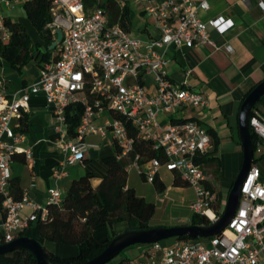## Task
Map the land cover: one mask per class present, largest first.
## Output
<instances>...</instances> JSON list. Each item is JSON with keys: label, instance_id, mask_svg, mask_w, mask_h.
I'll return each instance as SVG.
<instances>
[{"label": "built area", "instance_id": "1", "mask_svg": "<svg viewBox=\"0 0 264 264\" xmlns=\"http://www.w3.org/2000/svg\"><path fill=\"white\" fill-rule=\"evenodd\" d=\"M2 1L11 5L17 0ZM135 1L150 20L146 37L112 22L103 7L88 11L84 0H52L50 26L55 39L57 29L63 32L57 59L43 62L35 81L13 91L0 81V244L19 237L32 222L45 219L48 203L61 204L64 199L65 192L58 186L48 189L43 205L26 193L17 199L11 188L13 154L32 156L22 146L26 131L20 129V119L29 111L32 96L40 93L52 112L54 144L64 154L52 170L56 181L68 176V165L83 162L91 148L100 147L87 140L89 135H100L116 145V157L127 170L135 166L149 182L159 178L162 168L179 174L195 190L191 213L206 216L210 224L221 217L210 176L198 162L213 149L214 138L197 120L177 118L188 108L208 106L209 98L187 81L177 82L170 76L168 52L215 45L210 29L224 33L234 21L225 16L203 20L198 11L209 8L207 0L198 4L194 0ZM10 35L0 10V38L8 41ZM253 111L250 126L260 145L264 143V108ZM72 116H79L75 134L69 130ZM138 141L161 150L165 160L155 156L142 162L144 155L135 145ZM166 198L167 193L159 191L158 199ZM26 208L31 211L25 213ZM128 264H264V179L259 166L253 163L236 213L222 232L207 238L143 244L140 255Z\"/></svg>", "mask_w": 264, "mask_h": 264}, {"label": "crops", "instance_id": "2", "mask_svg": "<svg viewBox=\"0 0 264 264\" xmlns=\"http://www.w3.org/2000/svg\"><path fill=\"white\" fill-rule=\"evenodd\" d=\"M24 1L17 0L16 2L21 3L22 6ZM119 1L128 3L130 6L132 26L138 28L137 31H132L138 36L146 37L148 35V28H146L148 22L142 8L138 6L135 0ZM194 1L198 4L202 0ZM207 1L209 8H199L198 11L203 20L225 16L232 19L234 25L224 33L215 28L210 29V37L215 45L200 44L193 48H172L168 52L170 57L168 71L175 81H187L194 89L209 98L208 106L188 108L183 116L177 118H194L207 128H213L217 132L220 139L218 156L221 160L222 191L227 194L241 169L243 161V146L239 135L240 106L252 87L264 80V8L261 6V1L264 2V0ZM12 4L7 5L0 0L1 13L24 23L33 40L38 41L39 37L35 28L23 15L14 14L15 8H12ZM40 57L39 54L37 60L34 59L35 61L32 60L25 66L26 72L33 62L39 67L32 71L31 76L16 72L0 58V65L5 63L7 68L15 73L7 77L0 71V76L3 79L12 82L11 86H8L9 91L33 82L39 77L42 65H38L37 61ZM187 71L190 73L188 74ZM27 114L29 127L26 130V141L22 143V146L29 148L32 156L29 159L26 158L25 162L18 157L13 159L11 163L12 177H19L24 193L28 194L35 202L43 205L47 203L48 189L51 186H58L66 192L74 178L88 171L97 174V177L92 180L94 186L101 181L107 173V166L103 162V158L115 154V152H111L112 143L108 139L101 137L103 145L99 143V148H91L87 152L85 160L78 162L81 163L80 166L77 163L71 164L72 166L68 169V176L56 181L52 177V170L64 158V154L54 144L56 138L54 120L44 94L32 96ZM97 136L89 135L87 140L98 143L95 140ZM256 154L259 159L255 164L261 169L264 179V143L261 142L260 145H257ZM96 161H101L103 166L97 165ZM130 169H136L141 174L135 166L130 167L127 171L129 172ZM159 179L163 181L161 172ZM128 185L131 186L129 178ZM174 187L180 190L183 188L182 186ZM169 188L166 186L164 192L167 193ZM157 193L158 197L159 190ZM161 202L166 203L164 209L168 207L166 200ZM30 211V208H26L25 213ZM183 212L186 214L182 218L170 217L168 226L189 222L192 215L191 208L188 212L187 210H183ZM2 218L3 209L0 205V221ZM32 229L33 236L44 245L46 244L47 249L64 256L73 255L77 252L76 247L68 248L63 244L60 246L59 243H49L48 240L39 235L35 226ZM100 233L99 238L106 235L103 231Z\"/></svg>", "mask_w": 264, "mask_h": 264}, {"label": "trees", "instance_id": "3", "mask_svg": "<svg viewBox=\"0 0 264 264\" xmlns=\"http://www.w3.org/2000/svg\"><path fill=\"white\" fill-rule=\"evenodd\" d=\"M84 4L88 11L98 7L105 8L112 22L120 23L129 31H132L131 11L128 3H122L119 0H84ZM22 7L25 13L24 17L30 21L37 31L39 40H33L24 23L8 16H4V21L11 31L10 38L8 41H3L0 38V58L20 74L24 72L25 66L32 60H37L39 54L41 57L37 61L38 65H42L45 61L57 59L59 55L58 47H50L55 40L53 28L50 26L54 18L51 11L52 0H25ZM0 81L4 82L7 87L12 84L11 81L3 79L1 76ZM255 108H264V95L256 102ZM69 113L70 111L68 110ZM78 123L79 116L69 118V130L71 133L75 134V128ZM28 127L29 120L26 113L20 119V129L26 131ZM207 129L214 138V146L212 150L201 155L198 158V162L202 164L206 174L210 176L209 185L217 193L215 208L218 212L220 211V214H223L224 201L228 193L224 194L221 191L222 189L215 185V180L221 182V160L218 156L220 139L213 128ZM250 133L252 145L254 151H256L259 137L251 126ZM135 145L136 150L144 155L142 162L148 161L155 156H158L162 161L165 160L163 152L161 150H153L151 143L138 141ZM18 157L21 161H26L23 152H15L13 154V159ZM257 159H259V156L255 158L254 163H256ZM103 162L107 166V173L96 186L92 183V180L97 177V174L93 171L85 172L74 178L65 192L63 202L61 204L48 203L47 217L32 222L31 226L19 235L34 237L32 227L35 226L43 239L77 246L75 254L64 256L47 249L38 239L53 264L83 263L102 252L117 235L129 230H147L155 227L150 222L156 212V204L148 201L144 196L138 194L134 187L128 185V171L125 162L118 160L116 154L104 157ZM173 177V185H188L179 174H174ZM155 183L159 191L166 189L165 183L159 178L156 179ZM11 188L17 199L23 196L24 192L20 185L19 177L11 178ZM0 205L2 206L1 198ZM122 223L125 225L124 229L117 231L116 225ZM188 224L208 225L210 221L204 215L193 213L189 222L179 225ZM101 229L106 232V235L99 238L96 233ZM176 238L189 239L190 237L177 236ZM129 261L128 257H124L116 264H128ZM0 264L39 263L30 250L17 248L0 254Z\"/></svg>", "mask_w": 264, "mask_h": 264}, {"label": "water", "instance_id": "4", "mask_svg": "<svg viewBox=\"0 0 264 264\" xmlns=\"http://www.w3.org/2000/svg\"><path fill=\"white\" fill-rule=\"evenodd\" d=\"M57 37L50 46L57 48L63 38L62 29H57ZM264 95V80L260 81L246 96L240 106L239 135L243 146V161L241 169L234 180L221 217L208 225L188 224L174 226H157L147 230H129L114 237L107 247L92 259L79 264H107L124 249L134 244H148L162 241L169 237L188 236L190 238H207L222 232L234 217L240 203L241 188L249 173L254 160L255 151L250 133V117L255 104ZM17 248L30 250L39 264H53L45 252L41 242L29 235L19 236L9 242L0 244V254L13 251Z\"/></svg>", "mask_w": 264, "mask_h": 264}, {"label": "rangeland", "instance_id": "5", "mask_svg": "<svg viewBox=\"0 0 264 264\" xmlns=\"http://www.w3.org/2000/svg\"><path fill=\"white\" fill-rule=\"evenodd\" d=\"M12 6H13L12 8H15L14 14H19V15H23V16L25 15L23 7L21 6V3L15 2L12 4ZM149 21H148V23H150ZM132 30L137 31L138 30L137 26H134V28L132 26ZM28 68H29V70L27 72L24 70V72L22 73V74L25 73V76H27V75L31 76L33 74L32 71L38 69L39 67L35 64V62H33V63H31V65H29ZM0 71L2 72L3 75H5L7 77L15 74L13 71H11L10 69L7 68V65L5 63L0 65ZM160 117H162V115ZM110 137H112L111 134H110ZM95 140H97L98 143L103 145V142H102L100 135H98L97 139H95ZM110 148H111V152H115V153L117 152L116 145L112 144V146H110ZM255 158H258L257 154L255 155ZM95 163L97 165L103 166V163L101 161H96ZM77 164L80 166L81 163H77ZM71 166L72 165H68L67 168L69 169ZM160 172L163 176V181L165 182L166 186L170 187L169 191H167V198L165 199L167 201L168 207L165 209H164V206L166 203L161 202L157 197L158 189L156 187V183L155 182H149V181L145 180L144 177L136 169H130L128 172L129 182H130L131 186L136 189L137 193L144 196L148 201H152L156 204V213L150 222L151 225H153L155 227H157V226H168L170 224L168 222V219L172 216L179 217V218L184 217L186 212H183V210H185V211L187 210V212H188V210L190 209L189 208L190 203L195 199L194 187H192L191 185L188 184L187 186H182L183 188L181 190L177 189L174 187L175 185H173L174 174L172 172H168L165 168H162ZM215 185L218 188L222 189L221 182H218L215 180ZM226 200H227V198H226ZM124 226H125L124 224H120V225H117L115 228L117 231H121L124 229ZM102 231L104 233H106L104 230L101 229V230L97 231L98 237L101 235L100 232H102ZM102 237H104V236H101V238ZM175 239H176V237H169V238L164 239L162 241L167 242V243H172ZM48 242L51 244H54V243L58 244L57 242H53L50 240H48ZM59 244L61 246V244H63V243H59ZM63 245H65L68 248H71V247L77 248L76 245H68V244H63ZM142 246H143V244H134L132 246L127 247L118 256H116L114 259H112L113 261L111 263L108 262L107 264H109V263L110 264H116L121 258H124V257H128L129 259H133V258L139 256L140 252L142 250ZM59 248H61V247H59Z\"/></svg>", "mask_w": 264, "mask_h": 264}]
</instances>
